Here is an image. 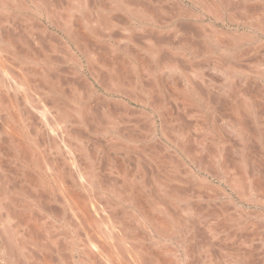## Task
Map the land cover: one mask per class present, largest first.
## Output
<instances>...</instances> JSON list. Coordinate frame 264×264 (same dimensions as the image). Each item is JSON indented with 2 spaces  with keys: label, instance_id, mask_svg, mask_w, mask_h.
<instances>
[{
  "label": "bare ground",
  "instance_id": "1",
  "mask_svg": "<svg viewBox=\"0 0 264 264\" xmlns=\"http://www.w3.org/2000/svg\"><path fill=\"white\" fill-rule=\"evenodd\" d=\"M0 264H264V0H0Z\"/></svg>",
  "mask_w": 264,
  "mask_h": 264
}]
</instances>
